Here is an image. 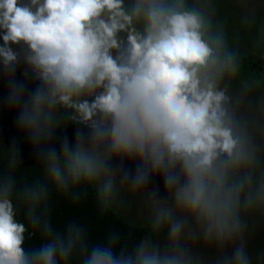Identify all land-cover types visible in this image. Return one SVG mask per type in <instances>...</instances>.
I'll return each instance as SVG.
<instances>
[{
    "label": "clouds",
    "instance_id": "9594fccd",
    "mask_svg": "<svg viewBox=\"0 0 264 264\" xmlns=\"http://www.w3.org/2000/svg\"><path fill=\"white\" fill-rule=\"evenodd\" d=\"M20 63L39 82L27 96ZM239 66L215 0H0L5 102L42 166L22 178L18 149L0 145V264H264L247 246L248 218L264 216V97L232 92ZM69 122L88 132L57 154L48 141ZM113 159L137 167L129 175ZM156 176L163 198L147 187ZM84 185L101 211L121 186L140 192L149 235L91 243L81 223L57 230L50 192L75 201Z\"/></svg>",
    "mask_w": 264,
    "mask_h": 264
},
{
    "label": "trees",
    "instance_id": "16d2710c",
    "mask_svg": "<svg viewBox=\"0 0 264 264\" xmlns=\"http://www.w3.org/2000/svg\"><path fill=\"white\" fill-rule=\"evenodd\" d=\"M250 1L247 0L246 3L245 0H215V4L217 19L224 25L229 45L238 48L240 53L239 74L231 82V90L235 94H245L247 97L254 94L256 98L258 94L264 97V44L255 45L253 43L258 31L264 28V0H252L253 5H247ZM234 12L241 16H235ZM249 13L254 17V23L251 26L242 23V18ZM12 47L18 50V46L13 45ZM25 71V65L18 64L14 79L25 86V96H27L39 86V82L32 77L31 73L25 76ZM245 85H250V90H245ZM8 88V80L0 70V145L5 148L14 146L18 149L17 157L22 166L18 170L20 177L26 179L40 177L42 166L37 162V151L27 135L17 127L18 109L9 108L5 102ZM77 130L83 133L88 132L83 125L72 122L65 127L57 128L48 141V147L54 148L59 154L61 142L67 140L71 146ZM2 153L3 149L0 148V154ZM121 172L125 170L122 169ZM161 188L164 190L163 183ZM157 189L160 197L162 190L159 186ZM76 191L80 198L75 201L70 194L62 195L55 190L50 192V218L57 230L62 231L69 222L81 223L85 226L91 243L102 242L107 234L113 231L118 232L122 242L128 245L149 235L148 209L144 215L139 216L138 221L132 219L136 216L135 214L143 211L140 204L145 201L140 192L131 190L127 186H121L117 203L101 211L94 187L84 185ZM18 219L24 222L22 211ZM248 220L250 230L247 246L255 260L258 253H264V216L254 214ZM39 242L38 235L33 234L29 238L26 233V247H36Z\"/></svg>",
    "mask_w": 264,
    "mask_h": 264
},
{
    "label": "rangeland",
    "instance_id": "374dc122",
    "mask_svg": "<svg viewBox=\"0 0 264 264\" xmlns=\"http://www.w3.org/2000/svg\"><path fill=\"white\" fill-rule=\"evenodd\" d=\"M250 1V0H249ZM245 2L247 3V0H245ZM245 3V4H246ZM247 5H253V1L251 0L249 4ZM244 9V7H243ZM235 16H241L240 14L234 12L233 13ZM250 16H252V14H248ZM253 17V16H252ZM244 95V98H245V101L246 102H251L253 105L255 104V102L261 98L263 95L262 94H258L256 98H254V94L251 96V97H247L245 94H242ZM87 129V128H86ZM88 130V129H87ZM87 134V132L85 133ZM111 166L116 169V168H120L121 171L122 169L125 170V172H127L128 174H133L136 167H137V162L136 161H129V160H124V161H120L119 159H113L111 162H110ZM122 166V167H121ZM163 183L162 179L159 177V176H156L154 178H150V181H149V184H148V188L149 189H152V188H158V186L160 187V189L162 190V192L160 193V197H164V190L161 188V184ZM141 206V210L144 211H141L139 214H135L136 216H134L132 219L133 220H139V216L141 215H144L146 213V210L148 209L147 208V205L146 203H143V204H140Z\"/></svg>",
    "mask_w": 264,
    "mask_h": 264
}]
</instances>
